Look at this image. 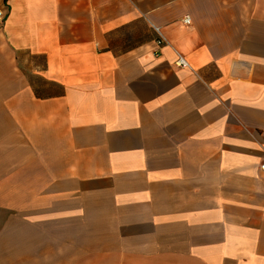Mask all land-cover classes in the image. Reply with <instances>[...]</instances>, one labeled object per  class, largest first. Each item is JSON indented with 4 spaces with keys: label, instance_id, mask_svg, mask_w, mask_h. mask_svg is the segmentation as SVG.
<instances>
[{
    "label": "crops",
    "instance_id": "0c3cea01",
    "mask_svg": "<svg viewBox=\"0 0 264 264\" xmlns=\"http://www.w3.org/2000/svg\"><path fill=\"white\" fill-rule=\"evenodd\" d=\"M0 10V264H264V0Z\"/></svg>",
    "mask_w": 264,
    "mask_h": 264
},
{
    "label": "built area",
    "instance_id": "2783aa9c",
    "mask_svg": "<svg viewBox=\"0 0 264 264\" xmlns=\"http://www.w3.org/2000/svg\"><path fill=\"white\" fill-rule=\"evenodd\" d=\"M5 17V14L2 10H0V18H4ZM186 24H189L191 22V18L189 15H186V17L184 18L183 20ZM155 30L158 32V34L160 35V39L157 41L158 43V46H162V44L164 43L165 39L161 33V29L160 27L158 26H154ZM176 64L178 66H186L187 65V61L186 59L182 56V55H179L177 61H176ZM261 168L264 169V163L261 164Z\"/></svg>",
    "mask_w": 264,
    "mask_h": 264
}]
</instances>
